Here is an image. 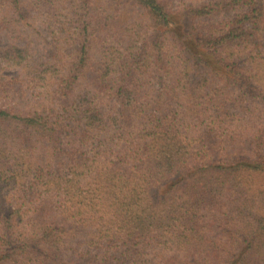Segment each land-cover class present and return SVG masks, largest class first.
Listing matches in <instances>:
<instances>
[{"label": "trees", "instance_id": "1", "mask_svg": "<svg viewBox=\"0 0 264 264\" xmlns=\"http://www.w3.org/2000/svg\"><path fill=\"white\" fill-rule=\"evenodd\" d=\"M259 261L264 0H0V264Z\"/></svg>", "mask_w": 264, "mask_h": 264}, {"label": "rangeland", "instance_id": "2", "mask_svg": "<svg viewBox=\"0 0 264 264\" xmlns=\"http://www.w3.org/2000/svg\"><path fill=\"white\" fill-rule=\"evenodd\" d=\"M263 262H264V261H259L258 264H264Z\"/></svg>", "mask_w": 264, "mask_h": 264}]
</instances>
